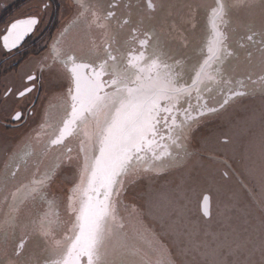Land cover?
<instances>
[{
    "label": "snow or ice",
    "instance_id": "obj_1",
    "mask_svg": "<svg viewBox=\"0 0 264 264\" xmlns=\"http://www.w3.org/2000/svg\"><path fill=\"white\" fill-rule=\"evenodd\" d=\"M40 7L47 11L50 2L41 0ZM179 7L182 17L168 0H148L143 11L139 0H74L71 16L44 45L45 55L17 79L0 82V113L17 123L45 80L62 106L41 113L48 117L41 128L54 129L49 149H61L56 162L37 167L30 185L6 189L11 201L22 188L27 195L19 204L5 199L0 264H220L224 248L241 264L257 245L240 236L236 221L258 232L264 264V109L258 155L237 131L250 128L254 116L229 117L225 130L198 138L207 118L227 115L231 96L245 95L230 90L212 106L217 98L211 85L228 83L227 65L239 55L230 44L234 17L245 30L239 50L264 65V0H188ZM201 10H210L225 28L197 55ZM39 24L35 15L13 21L3 48H18ZM176 29L184 35L173 47L168 36L179 35ZM128 42L134 50H124ZM201 153L209 154L206 161ZM229 153L244 161L235 182L216 160ZM165 156L173 163L161 168L157 162ZM171 170L180 175L167 187L144 182L152 174L167 180ZM63 173L69 177L58 192ZM193 186L205 204L213 197L223 203L222 234L210 231V211L198 217L186 212L183 194Z\"/></svg>",
    "mask_w": 264,
    "mask_h": 264
},
{
    "label": "flooded vegetation",
    "instance_id": "obj_2",
    "mask_svg": "<svg viewBox=\"0 0 264 264\" xmlns=\"http://www.w3.org/2000/svg\"><path fill=\"white\" fill-rule=\"evenodd\" d=\"M45 2H50L47 11H43L40 7L41 0H0V82L17 79L23 71H29L31 69L29 62L45 55L47 49L44 48V45L50 43V38L57 34L72 14L69 5L74 0H45ZM139 2L142 11L146 10L148 0H139ZM156 2H159V0H156ZM168 2L176 6V15L182 17L183 10L179 6L188 2V0H168ZM204 2L212 3V0H204ZM33 15L40 17L38 29L26 37L18 48L11 51L4 49L2 37L6 33L7 27L17 19ZM167 23L171 24L173 21L169 19ZM161 24L163 25L164 22L161 21ZM81 26L86 28L87 24L82 22ZM224 28V22L214 17L210 10H201L197 18V30L193 44L197 55H199L201 47L206 53L208 42L215 37L217 31L223 32ZM244 31L243 21L234 17L231 24L230 44L232 49L239 52V55L233 57L227 65L228 74L225 75V80L228 83L211 85L214 88L213 96L217 98L212 106H216V103H222L225 98L231 95V92H243L245 94L243 96H231L228 111L235 108L239 102L237 100L240 98L264 93V65L261 64L258 58L254 61H248L245 54L239 50V45L243 43ZM163 32L167 34L166 26L163 28ZM175 32L179 35L168 36V43L173 47L177 42H182L184 35L183 29H176ZM135 47L130 42L123 44L125 51L129 48L134 50ZM193 62H195V59ZM242 69L243 72H241ZM55 99L56 94L50 92L47 80H45L44 85L27 98L28 103L24 107L25 117L23 121L17 123L11 120L9 114L0 113V220L8 211V208L4 206L5 199H9L11 205L12 203L19 204L26 197L22 193L18 195V192L16 200L11 201L6 189L12 188V185H19L24 179L30 177L32 173L36 172L37 165L41 164L43 160L46 165L55 163L56 157L61 152V149L57 148L56 151H53L54 154L48 158L49 140L38 146V149L35 148L34 142L35 130L41 128L40 125L48 120L47 115L42 118L41 113L49 112L48 106ZM20 106L23 107V104ZM32 109L34 111L29 116L28 113ZM55 111H62L61 103ZM50 128L53 132V127ZM41 129L45 133L47 131L51 134L47 125ZM68 146L63 151H67ZM167 158L168 160H166ZM170 160L169 157L165 156L160 163L165 167V165L173 163ZM15 172L19 174L13 179L12 174ZM12 190L15 189L12 188Z\"/></svg>",
    "mask_w": 264,
    "mask_h": 264
},
{
    "label": "rangeland",
    "instance_id": "obj_3",
    "mask_svg": "<svg viewBox=\"0 0 264 264\" xmlns=\"http://www.w3.org/2000/svg\"><path fill=\"white\" fill-rule=\"evenodd\" d=\"M243 72V69L241 70ZM233 110H229L227 115L222 118H207L205 124L201 128L200 133H198V138L205 135H211V134H219L221 131L225 130L228 126L227 121L228 118L231 117L234 120H240L242 118L246 117H255L254 124L247 129H244L242 132L238 131V134L240 135L241 142L248 146L251 142L254 146V151L258 155V148H259V134H260V114L261 110L264 109V93L258 94V95H248L246 97L240 98ZM59 101L55 99L49 106L48 110L53 111V109L50 107L51 105H56L55 110L59 106ZM35 136H34V142H35V148L38 149L42 143L49 140V138L52 136L53 132L51 128L49 127V131L51 134L46 133L41 129L35 130ZM39 144V145H38ZM193 151H196V145L193 146ZM48 152V158L51 157L54 152L50 149H47ZM201 155L204 157V160L206 161L208 159L209 154L208 153H201ZM171 158H169L170 160ZM168 160V158L166 159ZM216 160L219 161L218 167L221 168V170H228L232 173H234L233 176V182L239 177L238 169L242 170L243 166V159L242 155L240 153L233 155L231 153L228 154V156H225L224 154H220L216 156ZM172 161V160H170ZM151 163V161H150ZM158 166L163 168V164L160 162H157ZM42 170L46 169L48 165L44 162V160L41 162V164L37 165ZM166 167L168 165H165ZM37 171V170H36ZM153 179L149 180L147 177L144 178L145 184H154L157 187H167L169 184H171L173 181H178L179 179V172L175 170H171L170 175L167 177V180L164 179H156L154 174ZM69 177L68 173L62 174V180L57 182L56 185V191L62 192L65 184L64 180H66ZM39 176H36L35 179H39ZM33 179V176L30 175L27 179H24L22 183L24 185H30V180ZM22 193L23 196L27 195V192L25 189L22 188V191L18 193V195ZM184 198V204L185 209L188 214H190L192 217H198L202 212L200 210V202L202 195L198 191V189L193 186L191 189L186 190V192L183 194ZM242 199L247 202L246 195L242 196ZM210 212H211V228L210 231H215L218 234H222L223 228L221 227V223L224 219V213H225V207L223 203L216 197H213L210 201ZM260 219V213L257 210L255 212V223L258 225ZM234 227H236L237 231L240 233V236L242 238H247L248 241L254 242L257 247L255 248V251L250 255L247 256V260H251V264H262V257L260 253V249L258 247L259 245V235L258 232H256L254 229L250 228L248 224H244L242 221H236L234 223ZM247 229V231H245ZM237 257L233 254H231L227 248L223 249V255L219 257L220 264H234ZM241 264H247V260L244 257H241Z\"/></svg>",
    "mask_w": 264,
    "mask_h": 264
},
{
    "label": "water",
    "instance_id": "obj_4",
    "mask_svg": "<svg viewBox=\"0 0 264 264\" xmlns=\"http://www.w3.org/2000/svg\"><path fill=\"white\" fill-rule=\"evenodd\" d=\"M166 167V166H165ZM202 199V198H201ZM200 210L201 212H204V211H210V203L209 204H205L203 202V199L201 200L200 202Z\"/></svg>",
    "mask_w": 264,
    "mask_h": 264
}]
</instances>
